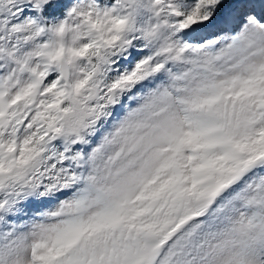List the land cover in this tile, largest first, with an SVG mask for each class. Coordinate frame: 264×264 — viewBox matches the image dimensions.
<instances>
[{"label":"snow or ice","instance_id":"obj_1","mask_svg":"<svg viewBox=\"0 0 264 264\" xmlns=\"http://www.w3.org/2000/svg\"><path fill=\"white\" fill-rule=\"evenodd\" d=\"M0 264H264V0H0Z\"/></svg>","mask_w":264,"mask_h":264}]
</instances>
